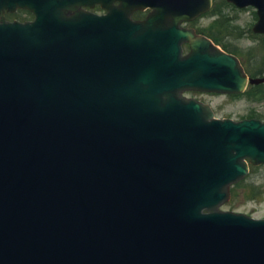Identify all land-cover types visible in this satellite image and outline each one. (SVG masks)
Segmentation results:
<instances>
[{"label":"water","instance_id":"water-1","mask_svg":"<svg viewBox=\"0 0 264 264\" xmlns=\"http://www.w3.org/2000/svg\"><path fill=\"white\" fill-rule=\"evenodd\" d=\"M230 1L264 31V0ZM209 6L0 0V264H264V219L219 208L264 163V123L182 95L247 82L180 26ZM17 8L34 19L4 18Z\"/></svg>","mask_w":264,"mask_h":264},{"label":"rangeland","instance_id":"rangeland-1","mask_svg":"<svg viewBox=\"0 0 264 264\" xmlns=\"http://www.w3.org/2000/svg\"><path fill=\"white\" fill-rule=\"evenodd\" d=\"M220 6V12H210L195 25L205 26L206 32L215 35L228 50L236 53L251 69L254 68L257 60L251 59L249 51L256 48V42L248 33L247 36H242L255 20L254 9L249 7L234 11L230 7ZM220 16L223 18H219ZM186 95L209 103L218 117L238 119L250 113L264 117V101L254 100L253 90L237 96L204 92H191ZM222 209L243 212L255 218L264 217V165L251 170L248 177L233 188L230 201Z\"/></svg>","mask_w":264,"mask_h":264},{"label":"trees","instance_id":"trees-1","mask_svg":"<svg viewBox=\"0 0 264 264\" xmlns=\"http://www.w3.org/2000/svg\"><path fill=\"white\" fill-rule=\"evenodd\" d=\"M13 14H7L8 17H11ZM14 16H25L23 18H28L30 16V13L28 11H18L14 14ZM248 71V70H247ZM262 70H257V71H254V72H249L250 74H254V75H257L259 73H261Z\"/></svg>","mask_w":264,"mask_h":264}]
</instances>
